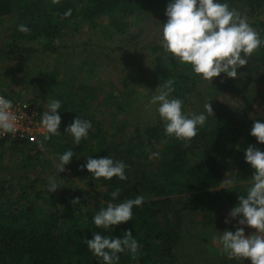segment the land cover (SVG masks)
<instances>
[{"label": "trees", "instance_id": "1", "mask_svg": "<svg viewBox=\"0 0 264 264\" xmlns=\"http://www.w3.org/2000/svg\"><path fill=\"white\" fill-rule=\"evenodd\" d=\"M148 2L165 8L157 11L164 19L171 0ZM220 2L246 14L249 24L264 40V0ZM68 9L72 10L71 16L62 18ZM140 10L141 5L136 0H60L58 5L52 0H0V18L10 22L6 27L7 43L0 46V83L13 61L20 67L34 57L37 49L51 51L58 59L64 56L62 74L57 71L54 79H48L49 83L33 75L36 83L44 84L45 99L61 101V134L47 140L43 136L37 142L0 140V147L8 143L7 148L16 155L10 170L1 164L0 148V168L3 173L7 171L0 175V264H104L83 241L92 239L96 232L109 238H122L128 230L140 245L139 254L133 259L130 251L118 253L116 264H177L176 251L183 239V211L198 213L206 224L225 207L237 206L240 195H247L255 170L246 162L244 150L253 145L264 151V144L250 134L257 120L250 118L247 104V99L256 94L250 84L262 79L264 46L249 58L247 65L237 69L236 78L221 73L211 82L196 75L190 65L179 63L165 52L160 44L162 32L144 44L140 42L141 50L147 54L141 61H146L147 57V61H151L149 76L154 86L162 87L166 80H172L174 91L170 98L181 99L186 114L207 115L204 105L201 108L198 102L204 83L214 84V90L223 87L232 99L238 100L239 95L245 97L241 108L213 111L214 115L207 117V122L199 127L197 136L187 145L165 134L158 104H152L155 106L152 124L128 125L131 128L128 132L125 122H120L121 126L107 134L98 120L100 106L111 103L109 97L133 95L124 81L123 89L95 104L96 95L91 92L94 87L90 80L102 71L99 69L103 65L106 66L104 59H110H97L98 54L104 51L110 57L114 49L103 41L125 43L128 47L132 39L139 36L140 32H135L129 19ZM103 19L105 27L99 30V20ZM19 24L29 27L30 33L18 31ZM66 27L70 30H65ZM82 31L89 38L76 42ZM92 39H98V44L93 45ZM135 47L138 53L137 45ZM71 48L77 50L73 57H70ZM129 58L134 67L143 70L136 57ZM211 95L204 94V97L211 106H216L220 99L215 96L210 102L214 93ZM27 101L35 104L36 97ZM37 107L40 113L45 112L41 106ZM77 116L92 122L88 137L79 145H75L73 136L65 132ZM259 121L264 123V120ZM40 143L43 149L38 146ZM69 149L74 156L63 173L70 179L59 183L62 175L51 173L52 179L61 186L55 192H48L50 180L35 173L42 172L45 164L51 163L49 158L59 162V155ZM154 153L159 155L154 156ZM88 156H109L114 161H123L127 165V179H95L86 168H80L86 164ZM227 171L236 179L235 185H222L230 178L225 177ZM117 189L119 195L113 199L111 193ZM137 196H143L144 202L140 207H133L132 220L108 230L95 226L93 216L101 208ZM76 197H80V204L72 205Z\"/></svg>", "mask_w": 264, "mask_h": 264}, {"label": "clouds", "instance_id": "2", "mask_svg": "<svg viewBox=\"0 0 264 264\" xmlns=\"http://www.w3.org/2000/svg\"><path fill=\"white\" fill-rule=\"evenodd\" d=\"M59 4L60 0H52ZM71 9L63 13L62 18L71 16ZM165 15L167 22L163 23L162 39L160 44L165 52L181 64L190 65L196 75L205 81L226 73L230 78L238 76L237 69L245 66L249 58L264 46V40L249 24L246 14L220 0H171L167 4ZM17 30L29 34L31 29L25 24H19ZM173 81L166 80L162 87L158 86L150 98L151 104H158V113L164 122L165 134L185 142L187 145L198 134L199 127L207 122L208 116H213V108L209 102L205 103V113L186 114L183 111V101L179 98H170L174 91ZM60 100L53 99L43 113L41 124L45 131L44 139L58 136L61 125L59 109ZM27 107V105H25ZM13 102L0 96V134H12L15 137L19 129L18 117L12 111ZM92 128L90 120L77 116L67 126L65 132L74 138L75 145L81 144L89 135ZM252 136L260 144H264V123L259 120L253 123ZM43 149V143L38 145ZM246 162L255 170L252 175V184L247 195H240L239 202L228 214L231 218L241 217L238 224L247 226L254 231L245 234L244 227H237L235 232L225 230L219 237L221 252L228 259L243 261L249 259L251 264H264V151L249 145L245 150ZM158 156V153H154ZM74 156L69 149L59 155V163L55 165L56 173L66 171ZM123 161H114L111 157L92 158L88 156L86 164L80 165L81 170L86 168L97 180H111L118 177L126 180ZM225 185H235L236 179L231 177L223 181ZM61 186L50 178L48 192H55ZM117 189L111 193L113 199L119 195ZM144 197L137 196L122 203H108L94 216L93 222L97 228L112 229L133 219V207L143 205ZM72 205L80 204V197L71 201ZM230 223L228 217L224 221ZM215 239V238H214ZM88 249L102 259L104 264H116L119 261L118 253L130 251L135 259L139 254L140 245L133 238L130 230L122 238H109L99 232L93 233L92 239L83 241Z\"/></svg>", "mask_w": 264, "mask_h": 264}, {"label": "rangeland", "instance_id": "3", "mask_svg": "<svg viewBox=\"0 0 264 264\" xmlns=\"http://www.w3.org/2000/svg\"><path fill=\"white\" fill-rule=\"evenodd\" d=\"M136 1L140 3L141 10L130 17L129 23L133 25L132 28L136 30L135 32H140L139 36L133 38L132 44L128 47L125 46V43H116L115 41L113 44L108 42L105 43V41H103V44H107L110 47L112 46L114 49L110 51V57L106 55L104 51L101 53L102 55L98 54L97 59H104L105 57L110 59H104V64L106 66L103 65L102 67L104 68L101 67L99 69L102 70L99 74L98 70L95 71L94 74L98 75L93 78L92 81L90 80L91 83L93 82L92 85L94 87L91 92L96 95L93 98L95 104L98 101H101L104 97H108L110 94L123 89L124 81L127 85L126 88L129 91L133 90V93L131 91L133 94L131 97L128 95H122L120 98L119 96L113 98L109 97L111 98V103L105 105V107L100 106L102 110L100 111L101 115L98 117V120L102 122L107 134L113 132L112 129L114 127L121 126L120 122H125L124 124L127 127L126 131L128 132L129 129H131L128 125H135L136 123L150 125L154 121L153 108L155 106L152 107L153 105L149 101L152 94L155 93L156 87L154 86V80L149 76L150 72H152L149 68L151 61H147L148 57L146 61H141L143 57L147 56V54L141 50V43L144 44L150 41L153 36L162 32L163 23L167 22V16L164 13V19H162L157 13V11L165 9L164 7L163 9H160V5H150L148 0ZM105 23V19L99 20V30L104 29ZM8 25H10L9 20L6 21V19L0 18V46L7 43L8 36L6 33V27H8ZM65 30L69 31L70 27H66ZM84 32L82 31L78 35L76 42L77 40L78 42H80V40L83 42L89 38V35ZM89 42L91 41L89 40ZM97 42L98 39H92L91 43L97 45ZM72 44H74V42ZM34 45L37 47L39 46L38 43H35ZM136 45L139 49L138 53H136ZM37 50L38 51L34 57H31L26 64H23L20 67L14 65L16 61H13L10 64V71L5 74L2 83H0V93L25 100H30V98L36 97L35 104L41 106L46 111L49 101L47 98L45 99V97H43V91L45 90L43 88L44 84L40 85L39 83H36L33 75L40 76L44 83H49L48 79L52 77L54 79L57 71L60 73L62 72L64 56H62L63 58L61 57V59H58V55L51 51ZM69 52L71 53L70 57H73L77 50L71 48ZM111 56H114L116 61L112 62ZM128 56L136 57L137 62H141L143 70L137 66L134 67L135 64L132 62V58H129ZM60 73L59 75L62 74ZM58 76L56 78H58ZM260 76L262 78L261 81L254 82L252 85L250 84V87L254 88L256 94L247 99V104H249L248 109L250 110L249 116L255 120H264V72L263 74L261 73ZM201 87L202 93L198 97V102L201 104L199 106L201 108H203V105L209 101L207 100L208 98L204 97V94L212 96L211 93H214L213 98H209L210 102L215 99V96L220 99V102H218L216 106L212 105L215 113H219L222 109L231 110L233 108H241V102L245 100V97H242V95H239L238 100L237 98L232 99L230 95L226 94V89L223 87L214 90V84L208 85L207 83H204ZM136 98L138 100H136ZM126 101H129L130 103L126 105ZM7 146H9L8 143H5L0 147L2 148L1 150L3 153V161L1 164L7 166V168L11 170L16 155L10 151ZM49 160L51 163L45 164L44 170L35 173L36 176H41L42 178L45 177L50 180V178L53 177L51 173L57 174L54 166L59 162L54 161L52 158H49ZM1 173H3L1 167L0 175L7 173V171H4L3 174ZM228 173L229 171L226 172L225 177L231 176V174ZM58 175H62L61 179L58 180L59 183H62L63 179H70L68 178L69 176L63 172L58 173ZM78 185L81 184H77V186ZM82 189L87 191L83 186ZM233 208L234 207H225L214 216V220H208L206 224H204L205 219H203L198 213L183 211V231L181 232L183 239L176 251L177 264H251L249 259L243 261L228 259L227 255L223 254L220 250L221 245L219 243V237L225 230L235 232L237 227H244L246 235H250L254 231V229L250 227L238 224V220L241 217L231 218L228 216ZM226 217L229 218L231 221L230 223L226 224L224 222Z\"/></svg>", "mask_w": 264, "mask_h": 264}, {"label": "built area", "instance_id": "4", "mask_svg": "<svg viewBox=\"0 0 264 264\" xmlns=\"http://www.w3.org/2000/svg\"><path fill=\"white\" fill-rule=\"evenodd\" d=\"M13 102L12 111L18 117V127L15 137L12 134H0V140H19L25 142H37L41 137L45 136L41 120L43 114L39 112L36 104L22 98H14L0 93ZM27 105V107H25Z\"/></svg>", "mask_w": 264, "mask_h": 264}]
</instances>
